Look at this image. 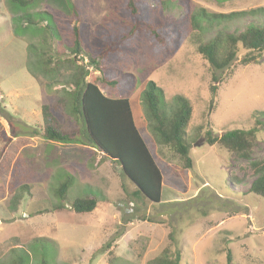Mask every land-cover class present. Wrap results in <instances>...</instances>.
Wrapping results in <instances>:
<instances>
[{
  "label": "rangeland",
  "instance_id": "rangeland-1",
  "mask_svg": "<svg viewBox=\"0 0 264 264\" xmlns=\"http://www.w3.org/2000/svg\"><path fill=\"white\" fill-rule=\"evenodd\" d=\"M138 2L141 21L127 12L126 0H0V264H154L166 250L180 264H227L228 252L232 264H264V198L248 193L254 179L249 164L207 144V133L256 127L253 158H264V117L257 115L264 113V58L246 65L247 51L240 47L231 67L217 71L197 51L220 30L264 25L260 13L214 18L264 9V0ZM150 24L175 32L162 51L151 40ZM74 27L85 63L88 56L100 60L118 83L103 93L130 100L163 176L159 204L136 197L121 167L92 149L81 132L73 146L56 143L47 151L38 140L11 144L17 134L44 137L42 107L55 97L68 102L62 115L67 128L80 129L71 112L72 86L64 85L79 65L70 64ZM107 36L115 52L104 48ZM48 60L59 73L44 67ZM214 77L222 79L219 85ZM151 81L163 90L169 113L178 107L176 96L194 109L187 130L192 170L150 131L142 93ZM24 146L29 148L17 155ZM27 158L36 163L31 171ZM63 164L75 166V173ZM69 178L74 189L63 203L55 191ZM90 195L97 198L96 210L76 214L72 202Z\"/></svg>",
  "mask_w": 264,
  "mask_h": 264
},
{
  "label": "trees",
  "instance_id": "trees-1",
  "mask_svg": "<svg viewBox=\"0 0 264 264\" xmlns=\"http://www.w3.org/2000/svg\"><path fill=\"white\" fill-rule=\"evenodd\" d=\"M126 10L131 17L141 21L142 6L138 0H126ZM256 13L264 17V9H258L231 15H214V18L244 19ZM194 24L198 25L195 18ZM149 28L151 40L160 51L175 39V32L166 30L162 24H150ZM73 37L71 54L74 56V61L69 62L79 65L64 85L72 86L71 112L77 118L80 129L67 128L62 115L63 108L68 106V102L63 97H55L52 104L42 107L44 138L52 143L72 144L77 143L76 138L81 132L92 149L100 152L106 160L121 167L122 173L136 186V197H144L145 200L155 204L161 203L163 176L138 130L130 100L110 98L103 93V88L114 87L118 84L117 81L109 78L108 73L101 68L100 60L88 56L90 59L87 64L85 63L81 55V35L76 27L73 28ZM240 47L247 51L243 60L244 64H257L263 60L264 25L252 21L251 25L242 32L229 33L220 30L209 41L199 43L197 51L212 69L224 71L231 67ZM104 48L111 52L116 51L110 36L106 37ZM223 48L226 49L224 53ZM58 63L63 65V61H58ZM50 64L48 60L44 67L51 72L59 73L58 68L50 69ZM90 68H92L91 71ZM213 80L219 85L222 79L217 80L214 77ZM217 86L211 88L214 97L218 91ZM142 98L151 120L150 131L157 143L170 148L174 154L179 156L185 170H192L194 163L190 158L191 144L187 139V130L194 114L192 105L184 97L176 96L178 107L169 113L164 109V92L153 81L148 83L146 90L142 93ZM257 115L264 117V113ZM257 131L256 127L248 131L234 130L217 137L207 133V144L209 146L219 145L236 159L247 161L254 178L248 193L264 198V158H253ZM71 181L70 178L66 179L55 191L56 198L63 203L68 199ZM97 206V198L90 195L75 199L70 207L76 214H88L95 211ZM62 208V206L58 207L59 210ZM179 262V257L175 260L171 259L166 250L162 257L155 260L154 264H180ZM16 264H23V260H17ZM227 264H232L231 252L227 253Z\"/></svg>",
  "mask_w": 264,
  "mask_h": 264
},
{
  "label": "crops",
  "instance_id": "crops-1",
  "mask_svg": "<svg viewBox=\"0 0 264 264\" xmlns=\"http://www.w3.org/2000/svg\"><path fill=\"white\" fill-rule=\"evenodd\" d=\"M32 116V115H31ZM32 119H33V117H32ZM32 119H30L29 118V122H31L32 121ZM6 138V137H5ZM25 138H27V139H29V142L31 141V142H36L37 140H38V142H40V144L41 143H43L44 144V148H46V151L49 149V148H51L50 146L52 145V144H56V143H52V142H49V141H47L44 137H40V136H38V135H36V134H32V135H30V136H22V135H16V136H14L13 138H12V143L11 144H19V142L22 140V139H25ZM10 141H11V138H10ZM13 144V145H14ZM39 144V146H34V148H36V149H39L40 147H41V145ZM60 145H63V147H65V146H73V144H60ZM29 147H27V146H24V147H19L18 148V151H17V155H20L21 154V152L23 153L25 150H27ZM73 148V147H72ZM105 159V158H104ZM106 160V159H105ZM106 161H108V160H106ZM109 162V161H108ZM25 164H26V166L27 167H30L31 169L29 170V171H31L33 168H34V166H36V163H34V162H31L28 158L25 160ZM31 166H33V167H31ZM69 166H71V165H67V164H63V170H72L74 173H75V169H76V167L75 166H72L71 167V169L69 168V169H67V167H69ZM65 167V168H64ZM76 175V174H75ZM77 177V176H76ZM75 187H78V186H75ZM74 189V187H71L70 188V190H73ZM78 189H81V187L79 186V188ZM70 190H69V192H70ZM85 196H78V197H76L75 199H77V198H84Z\"/></svg>",
  "mask_w": 264,
  "mask_h": 264
}]
</instances>
